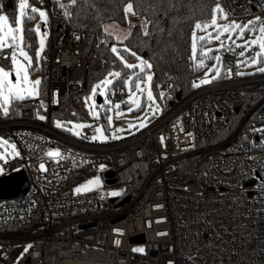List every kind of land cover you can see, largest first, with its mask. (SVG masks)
Segmentation results:
<instances>
[{
  "label": "built area",
  "instance_id": "obj_1",
  "mask_svg": "<svg viewBox=\"0 0 264 264\" xmlns=\"http://www.w3.org/2000/svg\"><path fill=\"white\" fill-rule=\"evenodd\" d=\"M18 1L0 0L2 21L17 23ZM35 1L50 16L46 50L33 68L45 78V89L41 81L35 96L14 97L8 108L0 107V135L16 152L0 159V177L23 170L29 180L23 200L0 203V227L33 228L0 231V261L264 264V97L228 133L244 95L264 87V72L240 73L242 50L231 44L224 49L221 77L196 86L166 112L156 111L139 133L100 142L88 127L77 136L54 116L64 113L67 96L86 91L96 35L71 25L68 10L75 0ZM217 1L229 17L261 14L264 21V0ZM14 49L11 43L0 46L5 67ZM129 93L113 88L112 106ZM141 162L146 180L131 191L128 171ZM101 165L102 188L75 189Z\"/></svg>",
  "mask_w": 264,
  "mask_h": 264
},
{
  "label": "rangeland",
  "instance_id": "obj_2",
  "mask_svg": "<svg viewBox=\"0 0 264 264\" xmlns=\"http://www.w3.org/2000/svg\"><path fill=\"white\" fill-rule=\"evenodd\" d=\"M49 18L48 10L35 0H19L17 23L12 24L8 20L0 19V46L5 47L11 43L15 47L11 55V65L5 67L0 62V107L8 108L14 102V97L35 96L39 91L42 75L36 73L33 68L39 64L46 50ZM127 19L126 27L115 22L106 26V30L119 38L120 42L128 37L133 25H144V19L137 16L131 7L127 8ZM42 24H46V31L42 29ZM200 28V34L197 31L193 32L192 57L198 65L204 67L195 86L209 84L222 75L224 49L231 44L242 50L237 58L240 73L252 75L264 72V21L261 14H255L248 19H237L229 17L221 4L217 3L210 22ZM29 30L35 32L33 36L35 43L26 32ZM201 40H206L207 45L203 47L202 55L198 58ZM118 46L131 56L134 55V52L125 45L120 43ZM252 50L254 53H251ZM118 55L122 57V62L129 71L124 73L123 70L113 69L112 73H106L93 82L88 92L83 95L84 114L75 117L61 114L54 116V121L61 129L79 136L84 128L93 127L94 136L100 142H107L111 137L115 139L139 133L150 124L153 115H157L156 111H162L161 100L164 93L161 91L157 94L154 91L151 70L144 68L143 59L136 56L135 59L129 60L127 54H123L121 50H118ZM123 73L125 77L122 78ZM12 74L16 80L12 79ZM119 80H123L124 87L129 88L130 93L124 100H119L112 106L110 91L116 87L115 83ZM98 96L103 100L101 104L97 103ZM15 154L13 143L0 135V159H12ZM102 168L103 165L91 173L84 182L75 186V189L90 191L102 188L104 186ZM2 172L0 163V174ZM0 264L4 263L0 261Z\"/></svg>",
  "mask_w": 264,
  "mask_h": 264
},
{
  "label": "trees",
  "instance_id": "obj_3",
  "mask_svg": "<svg viewBox=\"0 0 264 264\" xmlns=\"http://www.w3.org/2000/svg\"><path fill=\"white\" fill-rule=\"evenodd\" d=\"M217 0H75L69 7L71 25L83 32L96 35L95 45L88 57L87 89L81 94L69 95L65 98L64 116H79L84 114L83 95L90 85L102 78L111 70L129 71L118 55V50L127 54L129 60L140 56L152 73V86L161 100L162 110L166 112L182 102L196 89L197 78L204 66L198 65L192 57L193 32H201L200 26L206 25L213 17ZM219 4V3H218ZM144 19V25L135 24L131 27L127 38L122 39L106 30L109 23H117L122 27L128 24L127 8ZM33 20V17L30 18ZM29 19V20H30ZM29 33L34 41V33ZM125 45L134 52L131 56L118 44ZM206 40L199 42L198 58ZM123 73V74H124ZM125 77V74L121 76ZM221 77V76H220ZM42 90L45 89V78L42 80ZM123 80L115 83L116 87H124ZM264 97V87L253 88L244 95V105L236 113L234 126H238L246 114ZM248 124V123H247ZM245 125V127L247 126ZM130 172V173H129ZM131 175V191L139 190L146 180L147 167L144 162L138 163L128 171ZM144 196L142 200H145ZM33 223L17 226H2L1 232L23 234L31 231Z\"/></svg>",
  "mask_w": 264,
  "mask_h": 264
},
{
  "label": "water",
  "instance_id": "obj_4",
  "mask_svg": "<svg viewBox=\"0 0 264 264\" xmlns=\"http://www.w3.org/2000/svg\"><path fill=\"white\" fill-rule=\"evenodd\" d=\"M12 79L16 80L15 75L12 74ZM97 103H102V98L97 97ZM113 173L107 174L109 178L113 177ZM115 180H109L108 183L111 184ZM29 189V180L26 173L21 170L17 172H12L7 176L0 177V203L7 200H23ZM129 198H126L122 204L127 203ZM134 241H138V238H133Z\"/></svg>",
  "mask_w": 264,
  "mask_h": 264
}]
</instances>
